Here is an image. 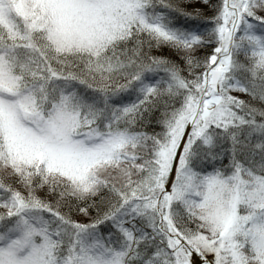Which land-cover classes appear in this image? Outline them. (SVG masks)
Segmentation results:
<instances>
[{"label": "snow or ice", "instance_id": "snow-or-ice-1", "mask_svg": "<svg viewBox=\"0 0 264 264\" xmlns=\"http://www.w3.org/2000/svg\"><path fill=\"white\" fill-rule=\"evenodd\" d=\"M0 264H264V0H0Z\"/></svg>", "mask_w": 264, "mask_h": 264}]
</instances>
